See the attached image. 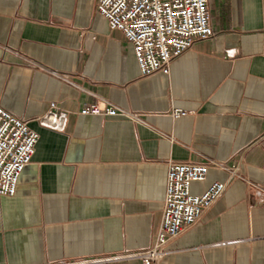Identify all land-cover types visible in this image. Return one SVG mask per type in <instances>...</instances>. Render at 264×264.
Masks as SVG:
<instances>
[{
  "label": "crops",
  "instance_id": "1",
  "mask_svg": "<svg viewBox=\"0 0 264 264\" xmlns=\"http://www.w3.org/2000/svg\"><path fill=\"white\" fill-rule=\"evenodd\" d=\"M207 1L215 35L140 76L97 0H0V106L38 134L0 196V264L150 247L170 161L223 164L190 192L224 190L157 264H264V0ZM92 103L118 113L79 114Z\"/></svg>",
  "mask_w": 264,
  "mask_h": 264
},
{
  "label": "built area",
  "instance_id": "2",
  "mask_svg": "<svg viewBox=\"0 0 264 264\" xmlns=\"http://www.w3.org/2000/svg\"><path fill=\"white\" fill-rule=\"evenodd\" d=\"M97 11L111 30H118L131 45L140 76L154 72L169 73L171 61L196 42L212 38L207 0H97ZM51 108L55 103L50 104ZM113 106L85 104L81 115L113 116ZM187 114L181 109L173 118ZM49 119L54 115L49 112ZM38 134L27 121L17 118L0 106V196H13L18 178L34 153ZM213 165L221 163H167L162 217L153 244L137 252L109 256L95 261L74 260L52 264H105L118 260L138 259L141 264H157L167 253V242L193 224L219 197L224 183L215 181L201 194H192L190 184L206 178Z\"/></svg>",
  "mask_w": 264,
  "mask_h": 264
}]
</instances>
